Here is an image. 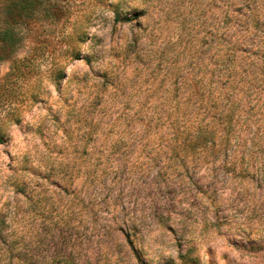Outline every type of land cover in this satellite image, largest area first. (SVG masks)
Listing matches in <instances>:
<instances>
[{
  "label": "rangeland",
  "instance_id": "374dc122",
  "mask_svg": "<svg viewBox=\"0 0 264 264\" xmlns=\"http://www.w3.org/2000/svg\"><path fill=\"white\" fill-rule=\"evenodd\" d=\"M255 18L264 0H0V264H264Z\"/></svg>",
  "mask_w": 264,
  "mask_h": 264
},
{
  "label": "trees",
  "instance_id": "16d2710c",
  "mask_svg": "<svg viewBox=\"0 0 264 264\" xmlns=\"http://www.w3.org/2000/svg\"><path fill=\"white\" fill-rule=\"evenodd\" d=\"M25 4H24V2H22V4L20 5V2H18V3H14V4H12V5H10L9 7H7L11 12L13 11V10H15V9H19L20 11H23V9H25ZM259 18H255V20L253 21V22H251L252 23V25L256 28V29H258V27L259 28H263L264 29V20L263 21H261V22H259V20H258ZM12 30H10V29H1L0 30V40L4 43L6 40H11V38L13 37V35H12ZM232 48H230V49H228V50H231ZM74 52V50H72V53ZM74 55V57H75V59H77V57H78V54H73ZM231 63H233V61L231 60L230 61ZM230 69L229 68H227L226 70H225V72L226 73H230Z\"/></svg>",
  "mask_w": 264,
  "mask_h": 264
}]
</instances>
